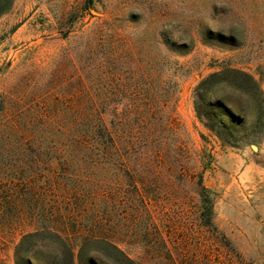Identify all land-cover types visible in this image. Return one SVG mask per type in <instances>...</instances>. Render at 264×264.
I'll return each mask as SVG.
<instances>
[{
  "label": "rangeland",
  "instance_id": "1",
  "mask_svg": "<svg viewBox=\"0 0 264 264\" xmlns=\"http://www.w3.org/2000/svg\"><path fill=\"white\" fill-rule=\"evenodd\" d=\"M203 81L199 108L233 137L198 118ZM77 92H134L103 116L110 151L71 153L54 134L82 112ZM1 101L0 264L46 202L78 230L75 256L88 236L133 264H264V0H0ZM42 163L58 176L52 203ZM83 252L127 264L104 246Z\"/></svg>",
  "mask_w": 264,
  "mask_h": 264
},
{
  "label": "trees",
  "instance_id": "2",
  "mask_svg": "<svg viewBox=\"0 0 264 264\" xmlns=\"http://www.w3.org/2000/svg\"><path fill=\"white\" fill-rule=\"evenodd\" d=\"M207 82L203 81L200 87H198V90L201 92L195 94V110L197 116L200 120L204 121V126L220 140L226 135L233 137L234 132L228 130L223 122L210 124L215 118L214 113L210 112L211 110L208 109L206 112H202V107L199 108V104L206 105L205 93L207 92H203L201 85L206 86ZM78 93L79 96L76 97ZM77 94L74 95V98L81 100L82 112L79 111V108L74 109V122L70 125V130L64 129L63 132V127L58 126V128H54V134L62 136V139L65 140L67 150L72 148L71 153H83L86 155L99 154L102 145L105 144L108 145V151H110L116 146V143L114 141L113 130L105 127L103 116L105 114L114 116L119 101L117 97L120 96L121 100L125 102V100H129L130 95H134V92H77ZM222 108L225 114L229 117L232 116L228 109ZM3 110L4 102L1 101L0 112ZM43 117L45 126L42 125V127L49 128L46 116ZM78 119L83 121L82 126H79L80 124L76 122ZM233 120L242 123L237 118H233ZM132 131L133 129L130 128L128 131L129 136L132 134ZM44 133L46 134L47 131L41 132L40 135H44ZM225 144L231 145L229 143ZM125 152L127 154L131 153V148H125ZM40 166L42 167L40 178L43 182H41L42 185L40 187V198L43 201L51 203L55 199H62L59 192H54L50 189L53 185L59 187L58 176L49 178L43 176L44 164L42 163ZM43 186L47 189L43 188ZM56 206L58 205L55 203L51 208V205H48L46 202V204H42L34 212L31 209H29V212H26L29 215V225L33 226V230L21 236L20 242L15 247L14 264H35L33 262L35 261V256L43 253L50 254V264H83V258L84 264H96L97 260L95 256L83 254V251L92 246H104L114 251L121 258L122 262L133 264L132 260L117 245L103 238L88 236L81 238L82 241L77 256H75L72 237L79 236L80 234L75 229L70 231L68 221L63 212H61L62 209L60 210ZM51 243L53 248L55 247L54 249L51 248Z\"/></svg>",
  "mask_w": 264,
  "mask_h": 264
}]
</instances>
